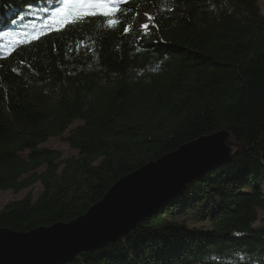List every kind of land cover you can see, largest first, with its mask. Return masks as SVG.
<instances>
[{
    "label": "trees",
    "instance_id": "16d2710c",
    "mask_svg": "<svg viewBox=\"0 0 264 264\" xmlns=\"http://www.w3.org/2000/svg\"><path fill=\"white\" fill-rule=\"evenodd\" d=\"M260 1L120 0L108 27L101 16L53 22L63 0H0V192L42 187L9 202L0 227L76 220L120 178L226 129L234 160L64 264H264ZM51 138L77 154L42 146Z\"/></svg>",
    "mask_w": 264,
    "mask_h": 264
},
{
    "label": "water",
    "instance_id": "95a60500",
    "mask_svg": "<svg viewBox=\"0 0 264 264\" xmlns=\"http://www.w3.org/2000/svg\"><path fill=\"white\" fill-rule=\"evenodd\" d=\"M239 150L226 129L203 135L120 178L76 220L28 232L0 227V264H64L115 243L197 176L234 160Z\"/></svg>",
    "mask_w": 264,
    "mask_h": 264
},
{
    "label": "snow or ice",
    "instance_id": "6c2138e0",
    "mask_svg": "<svg viewBox=\"0 0 264 264\" xmlns=\"http://www.w3.org/2000/svg\"><path fill=\"white\" fill-rule=\"evenodd\" d=\"M119 3L120 0H63L64 6L61 9H57L54 16L50 19L53 22L68 25L74 24L89 16H101L107 18L105 22L108 27H115L120 23L118 18H114L120 12ZM44 11H47V9H44ZM145 15L148 14L145 13ZM149 19L151 20L153 18L149 16ZM140 27L147 34L149 25L142 23ZM129 30L130 28L127 26L124 28L125 32ZM0 35L4 34L0 33ZM34 38L38 39L39 37L34 36Z\"/></svg>",
    "mask_w": 264,
    "mask_h": 264
},
{
    "label": "rangeland",
    "instance_id": "374dc122",
    "mask_svg": "<svg viewBox=\"0 0 264 264\" xmlns=\"http://www.w3.org/2000/svg\"><path fill=\"white\" fill-rule=\"evenodd\" d=\"M259 8L262 14H264V0H261L259 2ZM145 13H147L148 15H145ZM152 13H154V10L152 8L147 9L140 18L139 26L142 23H148L149 21L148 17ZM80 124H81L80 122H76L71 128L76 127L77 125H80ZM42 146L53 148V149H58L64 154V157H70V156H74L77 154V151L72 150L61 138H51ZM41 192H42V187L39 183L35 184L32 188L20 191L19 193H15L11 190L1 191L0 192V211L11 201L22 199L28 194H31L34 198H37Z\"/></svg>",
    "mask_w": 264,
    "mask_h": 264
},
{
    "label": "bare ground",
    "instance_id": "6f19581e",
    "mask_svg": "<svg viewBox=\"0 0 264 264\" xmlns=\"http://www.w3.org/2000/svg\"><path fill=\"white\" fill-rule=\"evenodd\" d=\"M3 44V46H6L7 44H6V42H5V45H4V43H2ZM8 46V45H7Z\"/></svg>",
    "mask_w": 264,
    "mask_h": 264
}]
</instances>
